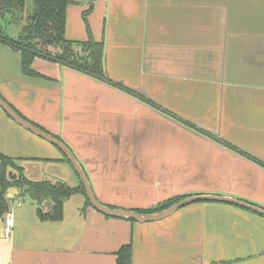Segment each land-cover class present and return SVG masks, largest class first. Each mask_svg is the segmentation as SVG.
I'll list each match as a JSON object with an SVG mask.
<instances>
[{"label":"crops","instance_id":"0c3cea01","mask_svg":"<svg viewBox=\"0 0 264 264\" xmlns=\"http://www.w3.org/2000/svg\"><path fill=\"white\" fill-rule=\"evenodd\" d=\"M90 34L104 42L110 78L264 162V0L70 3L65 38ZM32 68L38 76L0 42V96L72 150L101 203L140 212L219 195L264 209L262 165L107 82L41 57ZM0 152L32 181L80 184L60 148L1 106ZM15 190L10 234L8 212L0 218V264H118L128 244L132 264H264V214L237 204L196 201L139 222L108 217L77 191L61 217L46 218L53 202Z\"/></svg>","mask_w":264,"mask_h":264},{"label":"trees","instance_id":"16d2710c","mask_svg":"<svg viewBox=\"0 0 264 264\" xmlns=\"http://www.w3.org/2000/svg\"><path fill=\"white\" fill-rule=\"evenodd\" d=\"M28 1H31V11L28 10ZM72 2L74 3L76 0H0V42L10 46L15 51L21 52L22 70L26 75H39L32 68V63L36 57L70 67L141 99L188 127L264 167V162L250 153L224 140L222 137L181 118L136 89L127 87L122 82L110 78L104 66L103 41L94 40L91 34L87 41H71L65 38L66 12L68 5ZM89 11L84 12L85 20H87ZM10 23L19 26L20 33L17 37L10 35L8 32V24ZM64 157L72 165L65 154ZM11 188L19 189L40 204L46 200H51L54 203V207L44 213L45 216L43 217L46 218L61 217L64 200L77 191L83 192L86 195L88 205L92 206L81 179L77 187H71L64 182L32 181L24 175L23 167L16 164L14 158L0 152V218L10 209L7 193ZM186 196H176L154 207L139 211L145 213L162 211ZM117 262L118 264H132V248L130 244L123 246L119 250Z\"/></svg>","mask_w":264,"mask_h":264},{"label":"water","instance_id":"95a60500","mask_svg":"<svg viewBox=\"0 0 264 264\" xmlns=\"http://www.w3.org/2000/svg\"><path fill=\"white\" fill-rule=\"evenodd\" d=\"M138 92L143 93L142 90H137ZM0 106L4 109V111L13 118L16 122H18L23 127L29 129L30 131L34 132L35 134L45 138L46 140L50 141L54 145H56L58 148H60L63 153L67 156V158L71 161L75 171L79 175L82 183L84 184L86 194L88 199L90 200L92 207L97 209L98 211L102 212L103 214L110 216V217H120V218H127L132 219L139 222H146V221H153V220H159L162 219L180 207L187 205L192 202L196 201H217V202H228L237 204L239 206H243L246 208H249L251 210H254L258 213L264 214V209L241 201L239 199L227 197V196H219V195H197V196H190L187 198H184L167 209H164L162 211H157L153 213H141V212H135L131 210H125V209H119V208H111L106 206L105 204L101 203L95 196L91 183L89 181V178L82 167V164L79 162V160L76 158L75 154L72 152V150L60 139L54 137L53 135L49 134L48 132L42 130L40 127L36 126L32 122L28 121L26 118L21 116L4 98L0 96ZM45 206L48 208H51L53 206L52 201L47 200L45 202Z\"/></svg>","mask_w":264,"mask_h":264},{"label":"built area","instance_id":"2783aa9c","mask_svg":"<svg viewBox=\"0 0 264 264\" xmlns=\"http://www.w3.org/2000/svg\"><path fill=\"white\" fill-rule=\"evenodd\" d=\"M14 216L12 212H8L5 216V231L10 234L14 226Z\"/></svg>","mask_w":264,"mask_h":264},{"label":"rangeland","instance_id":"374dc122","mask_svg":"<svg viewBox=\"0 0 264 264\" xmlns=\"http://www.w3.org/2000/svg\"><path fill=\"white\" fill-rule=\"evenodd\" d=\"M84 3V2H83ZM28 10H30L31 11V1H28ZM9 30V33H12L11 31L12 30H10V29H8ZM18 33H20V32H16V33H12L11 35L12 36H14V37H17L18 36ZM21 164V163H20ZM17 174H18V172H17ZM24 175L26 176V174H25V172H24ZM15 189H17V188H11V189H9L8 190V193H7V198H8V200H10L9 198L10 197H13L14 196V193L17 191V190H15ZM3 226V224H2V221H1V219H0V229H1V227Z\"/></svg>","mask_w":264,"mask_h":264}]
</instances>
